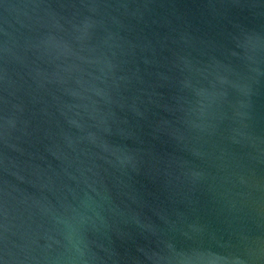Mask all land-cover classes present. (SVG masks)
<instances>
[{
  "label": "water",
  "instance_id": "obj_1",
  "mask_svg": "<svg viewBox=\"0 0 264 264\" xmlns=\"http://www.w3.org/2000/svg\"><path fill=\"white\" fill-rule=\"evenodd\" d=\"M0 264H264V0H0Z\"/></svg>",
  "mask_w": 264,
  "mask_h": 264
}]
</instances>
